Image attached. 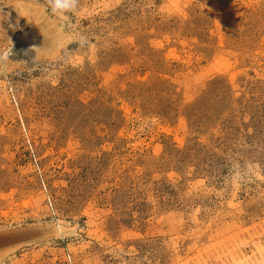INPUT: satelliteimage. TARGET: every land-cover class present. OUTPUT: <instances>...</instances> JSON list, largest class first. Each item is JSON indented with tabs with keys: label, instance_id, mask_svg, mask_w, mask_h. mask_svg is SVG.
Instances as JSON below:
<instances>
[{
	"label": "rangeland",
	"instance_id": "rangeland-1",
	"mask_svg": "<svg viewBox=\"0 0 264 264\" xmlns=\"http://www.w3.org/2000/svg\"><path fill=\"white\" fill-rule=\"evenodd\" d=\"M0 264H264V0H0Z\"/></svg>",
	"mask_w": 264,
	"mask_h": 264
}]
</instances>
